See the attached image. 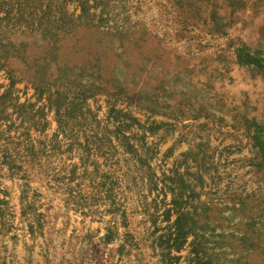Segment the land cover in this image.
Wrapping results in <instances>:
<instances>
[{
    "label": "rangeland",
    "instance_id": "1",
    "mask_svg": "<svg viewBox=\"0 0 264 264\" xmlns=\"http://www.w3.org/2000/svg\"><path fill=\"white\" fill-rule=\"evenodd\" d=\"M0 264H264V0H0Z\"/></svg>",
    "mask_w": 264,
    "mask_h": 264
}]
</instances>
